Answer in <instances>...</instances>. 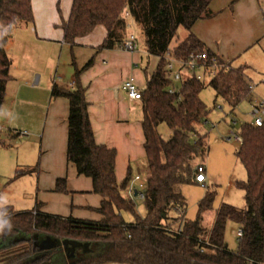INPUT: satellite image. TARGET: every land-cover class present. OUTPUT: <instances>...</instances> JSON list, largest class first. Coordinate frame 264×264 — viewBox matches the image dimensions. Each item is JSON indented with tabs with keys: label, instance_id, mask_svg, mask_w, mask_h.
<instances>
[{
	"label": "trees",
	"instance_id": "16d2710c",
	"mask_svg": "<svg viewBox=\"0 0 264 264\" xmlns=\"http://www.w3.org/2000/svg\"><path fill=\"white\" fill-rule=\"evenodd\" d=\"M211 2L73 0L68 19H62L58 25L64 32V43L73 47L77 38L104 25L107 36L98 50L120 46L126 38L125 12H128L141 26L148 55L159 58L140 99L143 146L149 170L144 191L147 214L137 215L133 198L124 194L131 183V173L120 184L117 181L116 149L95 139L86 88L79 82L82 71L92 64L91 58L82 69L76 70V85L54 83L51 98L64 97L69 101L67 159L78 175L92 179L93 191L103 198L96 208L103 218L94 221L48 214L40 211L41 203L25 211H17L10 205L0 207L3 224L0 238L26 235L0 247V264H264V123L261 126L245 123L239 133L243 141L236 154L248 175L247 180L238 182L245 191L244 208L224 203L217 211L213 227L207 230L202 225V214L212 207L215 193L207 191L199 203L197 218L189 220L184 217L186 199L177 189L182 184L199 183L195 180L198 164L194 161L208 152L206 125L210 109L200 97L205 83L195 72L179 81V88L175 87L177 81L169 75L166 54L171 52L183 58L190 51L206 50L215 55L192 31L198 20L215 14ZM33 23L32 0H0V113L8 82L12 80L13 60L7 44L17 27ZM180 27L188 34L172 46ZM218 62L224 63L219 57ZM209 86L232 109L251 99L252 87L244 66L220 68ZM162 123L171 128L168 139L159 132ZM4 144L0 138V147ZM35 169L38 166L23 168L16 177ZM66 185L65 178L58 179L55 190L67 192ZM122 211L134 213L135 220L126 221ZM174 211L180 214L171 216ZM229 219L240 224L242 230L236 250H231L225 241ZM37 233L88 242L91 251L100 248V252L72 258L62 248L39 249L33 237Z\"/></svg>",
	"mask_w": 264,
	"mask_h": 264
},
{
	"label": "crops",
	"instance_id": "0c3cea01",
	"mask_svg": "<svg viewBox=\"0 0 264 264\" xmlns=\"http://www.w3.org/2000/svg\"><path fill=\"white\" fill-rule=\"evenodd\" d=\"M60 2H64V15L57 7ZM72 2L32 0L34 23L17 27L7 44V51L10 45L15 48L17 79L12 76L8 82L0 113L1 139L5 143L0 147V172L7 164L11 172L38 166L36 205L41 203V212L99 221L103 215L96 208L100 206L102 196L93 191L92 179L78 175L75 166L67 159L69 101L64 97L51 98V88L54 83L74 87L76 70L82 69L87 59L93 58L92 64L82 71L79 82L86 88L89 117L97 143L117 151L116 177L120 184L129 172L132 180L140 175L139 171L132 175L133 166L140 160L146 162L142 102L127 96L123 82L134 77L144 90L148 75L155 71L159 61L148 71L146 63L156 56L148 55L145 39L139 41L136 38L135 51H127L121 45L98 50L107 36L106 27L98 25L90 34L76 39L73 46L75 65L71 63L69 70L58 68V76L53 74L57 57L51 55V50L59 49V58L62 59L63 51L70 48L64 43V32L58 25L62 19H68ZM210 8L215 14L198 20L192 27L193 33L205 48L229 66H244L251 84L249 71H264V0H212ZM127 18L133 20L130 16ZM131 34L138 36L128 24L126 38ZM187 34L186 30L178 41ZM31 56L45 60L47 69L30 65ZM20 131H26L28 135L16 137L15 133ZM21 138L24 143L18 141ZM14 153L18 158L12 165ZM0 178L6 177L0 173ZM61 178L67 181V192L55 190L57 180ZM9 192L6 188L1 191L5 195Z\"/></svg>",
	"mask_w": 264,
	"mask_h": 264
},
{
	"label": "rangeland",
	"instance_id": "374dc122",
	"mask_svg": "<svg viewBox=\"0 0 264 264\" xmlns=\"http://www.w3.org/2000/svg\"><path fill=\"white\" fill-rule=\"evenodd\" d=\"M64 2H60L57 7L61 9V14L64 15ZM127 21L131 29L138 35L136 38L139 41L144 39V36L141 33L140 26L130 18H127ZM186 30L180 27L177 31V35L174 38L172 45L176 43L178 38H181L185 35ZM70 46V45H69ZM10 57L13 60L11 75L16 78V65H17V55L15 53V48L13 45L9 46L8 51ZM51 55H56V61L54 63V68L52 73L58 76L57 69L59 68L61 71L70 68L71 63L75 65V56L73 54V47L65 49L62 53V59H60V50H51ZM31 58L30 65L37 66L41 70L47 69L45 60L40 61L38 58ZM147 58V57H145ZM59 59V60H58ZM63 59H67L66 62ZM90 60L87 59L86 63ZM148 60V59H147ZM159 59L157 57H151L149 59V63H146V67H148V71L155 68ZM51 68V67H49ZM56 70V71H55ZM198 74L202 76V80L205 83V88L202 90L200 97L206 103V105L210 109L209 113V121L206 125L208 130V152L204 156L198 157L194 163L195 164H203L205 166V175L206 181L204 184L201 183H186L179 185L177 189L183 194L186 199V209L184 212V217L189 220H195L199 213V203L201 199L205 196L207 191H211L215 193V199L212 204V207L206 210L202 214V225L210 230L215 222L216 214L218 209L224 204H231L238 208H244L246 206L245 201V191L238 186V182L247 180V170L243 163L238 158L236 152L239 148L240 143L234 139V135L230 137L231 131L234 133H240L241 126L245 123L252 122L253 117L250 113L252 108L253 101L264 100V71L256 70L249 71L248 75L251 77V99H247L242 101L238 106L234 109L229 106L228 103L223 101L221 98L216 97L215 90L209 86V82L213 77V71L208 69L199 68L196 70ZM251 73V74H250ZM14 80V82H15ZM12 84V81H11ZM175 87H180V82H175ZM159 132L164 139H168L171 135V128L166 124L162 123L159 126ZM16 137H20V135L16 132ZM230 137V138H229ZM19 142L24 143V139L18 140ZM28 147H31L27 144ZM25 146L26 148H28ZM22 156V155H20ZM18 154L14 153V159L12 161V165L17 160ZM11 165V166H12ZM15 167V166H14ZM133 173L139 171L141 175V179L134 182L136 188L139 187L140 183L146 185L147 179L149 177V170L147 163L145 160H140L133 166ZM9 165L5 166L4 170H1V174H3L6 178H0V207H4L7 205L15 206V209H25L32 210L36 207V191L38 189V177L37 174L39 172V168L35 169L34 172L17 176V174L23 168H18L15 172H11ZM132 182V179H131ZM9 189L11 192L2 194V189ZM124 194H127V190L124 191ZM135 206L136 213L140 217H145L147 214V209L145 205L144 199L135 195L132 197ZM23 208H18V207ZM180 213L174 211L171 213V216H178ZM122 215L128 222H133L135 220V214L130 211H122ZM0 223L1 220H0ZM240 224L235 222L232 219H229L226 224L225 230V241L227 246L231 250H236L239 245V231ZM2 232V227H0V233ZM35 245L40 249H50V248H62L64 252L68 254V256L72 258L91 256V254L96 255V253L100 252V248L97 251H86L81 247H73L66 239L56 238L54 236H48L44 234H35L34 236ZM26 238V235L23 233H19L11 239H1L0 238V247H3L6 243H10L11 241L16 242L17 240H21Z\"/></svg>",
	"mask_w": 264,
	"mask_h": 264
},
{
	"label": "built area",
	"instance_id": "2783aa9c",
	"mask_svg": "<svg viewBox=\"0 0 264 264\" xmlns=\"http://www.w3.org/2000/svg\"><path fill=\"white\" fill-rule=\"evenodd\" d=\"M125 16L128 17L129 13L125 12ZM122 48L127 51H135L137 50V40L136 37L131 34L127 38H125L121 44ZM167 69L169 75L176 81H181L184 78L191 76L193 72L197 75L198 78H202L200 74L196 72L197 69L203 68L212 70L213 74L216 73L220 68L226 67L228 68V64L225 62L222 64L218 62V56H211L206 50L204 51H190L183 56V58H178L173 56L171 52H167ZM73 86L74 84H70ZM123 89L125 90L127 96L133 100H140L142 97L143 90L138 86L134 77H129L123 82ZM253 120L252 123L261 126L264 123V100H255L252 103V108L250 111ZM3 133V127L0 125V138ZM20 136L28 135L26 131L18 132ZM234 135V139L242 143L243 138L239 133H234L231 131L230 137ZM229 137V138H230ZM141 179L140 175H136L132 182L130 183L127 192L128 195L133 197L136 195L141 196L144 199V191L145 187L143 183L139 184V187L136 188L133 184L134 182ZM195 180L199 183H204L206 181L205 175V166L202 164H198L196 167V175ZM179 227V224L175 225ZM242 234V230L239 231V236Z\"/></svg>",
	"mask_w": 264,
	"mask_h": 264
},
{
	"label": "water",
	"instance_id": "95a60500",
	"mask_svg": "<svg viewBox=\"0 0 264 264\" xmlns=\"http://www.w3.org/2000/svg\"><path fill=\"white\" fill-rule=\"evenodd\" d=\"M136 194H137V192H135V195ZM66 241H68L67 243H69L73 247H81V248H83L86 251H90L91 250V243L81 242V241H78V240H70V239H66Z\"/></svg>",
	"mask_w": 264,
	"mask_h": 264
},
{
	"label": "clouds",
	"instance_id": "9594fccd",
	"mask_svg": "<svg viewBox=\"0 0 264 264\" xmlns=\"http://www.w3.org/2000/svg\"><path fill=\"white\" fill-rule=\"evenodd\" d=\"M3 226V224L2 223H0V227H2Z\"/></svg>",
	"mask_w": 264,
	"mask_h": 264
}]
</instances>
